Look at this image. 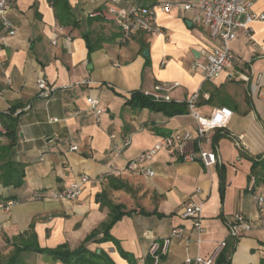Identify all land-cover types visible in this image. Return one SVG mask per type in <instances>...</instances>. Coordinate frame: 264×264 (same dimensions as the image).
<instances>
[{
	"label": "crops",
	"instance_id": "crops-1",
	"mask_svg": "<svg viewBox=\"0 0 264 264\" xmlns=\"http://www.w3.org/2000/svg\"><path fill=\"white\" fill-rule=\"evenodd\" d=\"M170 1L121 3L149 7ZM247 1L254 14L264 13V0ZM105 8V0H13L5 18L17 34L10 35L0 19V145L8 144L6 134L15 131L13 159L26 171L21 188L0 183V202H16L0 209V247L32 229L42 248L63 243L75 249L109 220L110 205H122L131 213L110 230L117 243L101 242V232L86 244L92 252L103 251L111 264H145L152 244L168 238V253L159 264L209 259L223 240L231 264H264V208L256 204L257 195L264 196V164L255 162L264 158V22L238 31L230 44L233 66L209 82L192 66L205 60L215 42L207 27L194 23L192 12L158 9L160 34L139 33L123 42L117 23L90 17ZM41 79L56 87L49 99L39 95ZM171 84L178 86L170 92V103L185 105L181 115L169 117L128 103L136 93ZM197 92L201 115L209 117L220 107L234 112L227 128L208 132L202 142L204 151L218 155L216 166L161 151L142 166L153 176L130 171L127 165L162 138L196 130L186 101ZM88 98L106 108L99 118ZM126 136L131 145L117 154L113 146ZM73 146L79 150L72 151ZM83 174L92 181L78 199H50ZM252 175L258 177L254 191L249 188ZM191 202L203 206V233L182 216ZM237 213L249 218L254 229L235 240L227 223ZM176 229L182 232L173 236Z\"/></svg>",
	"mask_w": 264,
	"mask_h": 264
},
{
	"label": "built area",
	"instance_id": "built-area-1",
	"mask_svg": "<svg viewBox=\"0 0 264 264\" xmlns=\"http://www.w3.org/2000/svg\"><path fill=\"white\" fill-rule=\"evenodd\" d=\"M105 2L106 8L92 12L90 17H99L105 21L117 23L122 30L123 42L129 41L139 33L160 34L161 29L157 25L156 17L158 9L167 14L177 7L182 8L185 12H192L194 23L198 26L207 27L210 30L211 39L215 42L213 51L204 53L205 60L196 62L192 66L193 70L201 69L205 80L209 82L216 80L219 76L221 77V74L233 66L234 53L230 48V44L237 39L238 31L241 28H247L252 22H264V13L254 14L252 12V3L247 0H195L188 3L172 0L149 7L140 5L125 7L122 5L121 0H105ZM12 4L13 0H0V19H2L1 22L10 35L17 34L13 24L5 18L10 12ZM243 15L246 16V21L241 23L240 18ZM249 37L252 45H257L255 40L252 39L251 30ZM177 86L178 84L157 85L153 93L147 92L144 95L155 102L170 103V92ZM38 89L39 95L45 99L51 98L56 91V87L49 85L47 81L42 79L38 81ZM260 96L264 101V90L260 92ZM199 98L200 94L197 92L186 101L190 115L197 122L196 130L193 132H178L162 138L150 150L141 153L138 158L127 165L130 171L140 172L145 176H153L154 171L142 166L161 151L175 153L184 161L201 162L207 168L216 166L219 160L218 155L215 152L204 151L201 145L208 132L227 128L234 112L228 107H220L216 108L209 117L203 116L196 110ZM86 101L90 108L95 110L97 118L106 112V108L100 107L99 100L88 98ZM52 122H58V118L53 119ZM0 130H2L1 123ZM130 145L131 139L126 136L120 144H115L113 149L117 154H122ZM190 146H193L194 149L188 151ZM71 150L78 151L79 148L78 146H73ZM103 179L101 178V180ZM91 181L92 179L88 174H83L79 181L72 184L71 187L52 192L49 197L57 201H74V199H78L83 194L85 185ZM257 183L258 177L251 176L249 186L251 191L256 189ZM262 183L264 185V180ZM256 200L258 207L260 209L264 208V196L257 195ZM15 204L14 200L0 202V209L7 210ZM182 216L192 220L194 228L199 234L205 231L202 220L203 206L201 204L194 202L187 204L182 210ZM227 226L229 237L235 240L249 234L254 229L253 222L241 213L233 216L228 221ZM261 228L264 229V222H262ZM181 232L182 230L176 229L172 235L177 236ZM170 244L171 240L169 238L162 243L155 241L152 244L150 255L154 260L153 264L160 263L162 256L168 253ZM226 245L227 241L223 240L209 259L200 257L187 258L184 264H215L217 257Z\"/></svg>",
	"mask_w": 264,
	"mask_h": 264
},
{
	"label": "trees",
	"instance_id": "trees-1",
	"mask_svg": "<svg viewBox=\"0 0 264 264\" xmlns=\"http://www.w3.org/2000/svg\"><path fill=\"white\" fill-rule=\"evenodd\" d=\"M128 103L134 107H146L157 112H163L169 117L183 114L182 108L185 106L155 102L140 93L134 94ZM6 136L9 138V143L0 145V183L5 187L12 186L18 189L25 184V165L13 159V148L16 144L15 131L7 133ZM255 162L264 164V158L259 157ZM123 208L122 205H110L109 220L103 223L100 230H95L75 249H71L68 244L63 243L56 248H42L39 245L35 231L31 229L22 236L16 237L12 241H7L11 250L6 255L0 249V264H32L31 257H40L44 263L49 264H111L103 251L100 253L97 251L92 252L87 248L86 244L101 232L104 234L100 240L101 242L113 241L117 243L116 239L111 236L110 230L124 215L131 213L125 212ZM141 212L146 213L144 210ZM229 253L231 252L227 244L217 257L215 264H231ZM122 254L125 257L128 256L124 251H122ZM153 262L152 256L149 255L146 258L145 264H153Z\"/></svg>",
	"mask_w": 264,
	"mask_h": 264
},
{
	"label": "rangeland",
	"instance_id": "rangeland-1",
	"mask_svg": "<svg viewBox=\"0 0 264 264\" xmlns=\"http://www.w3.org/2000/svg\"><path fill=\"white\" fill-rule=\"evenodd\" d=\"M0 249H2L3 253L8 255L9 251L11 250V247L10 245H7L6 243V244L1 245ZM30 260L32 264H45L40 257H31Z\"/></svg>",
	"mask_w": 264,
	"mask_h": 264
}]
</instances>
